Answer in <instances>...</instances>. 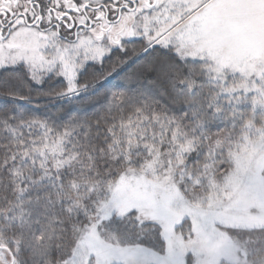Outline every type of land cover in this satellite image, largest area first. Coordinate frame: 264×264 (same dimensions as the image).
<instances>
[{"label": "snow or ice", "instance_id": "obj_1", "mask_svg": "<svg viewBox=\"0 0 264 264\" xmlns=\"http://www.w3.org/2000/svg\"><path fill=\"white\" fill-rule=\"evenodd\" d=\"M0 264H264V0H0Z\"/></svg>", "mask_w": 264, "mask_h": 264}, {"label": "trees", "instance_id": "obj_2", "mask_svg": "<svg viewBox=\"0 0 264 264\" xmlns=\"http://www.w3.org/2000/svg\"><path fill=\"white\" fill-rule=\"evenodd\" d=\"M118 83H121V81L119 79H111V84H118ZM73 108H80V107H84L86 108L87 110H91V105H80L79 104V99L77 100V102H74L73 105H72Z\"/></svg>", "mask_w": 264, "mask_h": 264}]
</instances>
